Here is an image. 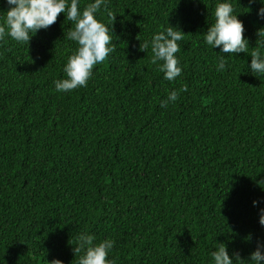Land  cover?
Instances as JSON below:
<instances>
[{"label": "trees", "instance_id": "obj_1", "mask_svg": "<svg viewBox=\"0 0 264 264\" xmlns=\"http://www.w3.org/2000/svg\"><path fill=\"white\" fill-rule=\"evenodd\" d=\"M231 2L249 40L236 55L205 43L217 0H108L115 51L71 92L54 84L78 47L66 13L29 45L0 41V264H78L81 233L115 240L116 264H213L220 242L246 259L264 241V75L248 67L264 20ZM169 25L185 33L174 81L139 50Z\"/></svg>", "mask_w": 264, "mask_h": 264}, {"label": "clouds", "instance_id": "obj_2", "mask_svg": "<svg viewBox=\"0 0 264 264\" xmlns=\"http://www.w3.org/2000/svg\"><path fill=\"white\" fill-rule=\"evenodd\" d=\"M7 5L6 15L0 17V41L6 38L20 44H28L33 36L41 29H48L63 13L65 20L72 22L63 38L75 42L78 47L68 57L64 66L66 78L54 81L57 92H71L86 87L93 74L95 65L103 63L115 51L113 30L97 19L101 8L106 9L108 0H91L83 9L80 0H4ZM259 3L257 17L264 20V0H249V4ZM111 15V13H109ZM215 20L204 33L205 43L212 49L218 48L221 54L246 53L249 40L245 37V26L239 15L235 13L231 0H217L214 12ZM115 18V17H114ZM184 32L178 26H168L163 31L154 33L150 39L140 43L139 50L146 52L151 49L152 63L164 75V79L174 81L182 73L181 61L177 57L180 51L179 41L184 39ZM260 47L251 51V62L248 65L252 73L264 75V27L257 30ZM228 67L224 55L219 57L217 71H224ZM187 86L168 92L167 98L161 102L166 108L169 103L178 100ZM264 182L260 181L259 183ZM264 201L254 200L253 206L259 207ZM259 223L264 226V208H259ZM115 240L105 238L96 242L92 234L81 233L77 237L73 252L79 257L78 264H116V259H109V253L114 248ZM213 264H264V241L257 243L256 249L249 256L241 258L239 253L231 255L227 245L217 244L211 253ZM48 264H64L60 259H52Z\"/></svg>", "mask_w": 264, "mask_h": 264}]
</instances>
